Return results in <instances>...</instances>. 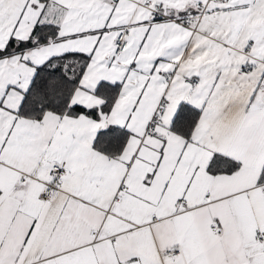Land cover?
Masks as SVG:
<instances>
[{"label": "snow or ice", "instance_id": "obj_1", "mask_svg": "<svg viewBox=\"0 0 264 264\" xmlns=\"http://www.w3.org/2000/svg\"><path fill=\"white\" fill-rule=\"evenodd\" d=\"M0 264H264V0H0Z\"/></svg>", "mask_w": 264, "mask_h": 264}]
</instances>
